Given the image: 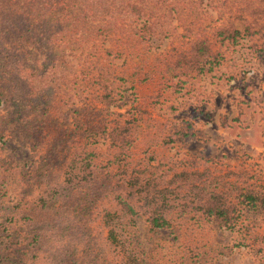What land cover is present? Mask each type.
<instances>
[{"label": "rangeland", "instance_id": "374dc122", "mask_svg": "<svg viewBox=\"0 0 264 264\" xmlns=\"http://www.w3.org/2000/svg\"><path fill=\"white\" fill-rule=\"evenodd\" d=\"M128 1L80 0L76 8L84 10L76 9L70 20L87 30L84 37L78 40L77 32L50 50L55 74H35V84L42 81L51 94L47 104L53 110L45 120L44 107L36 113L25 101L24 116L41 117L45 130L50 125L57 137L43 147L42 141L27 142L20 131V137L0 144V169L11 179L0 201L1 250L18 262L12 242L19 240L26 249L31 236L15 203L48 198L66 180L71 156L93 152L92 182L76 190L73 202L44 213L38 228L44 227L49 245L35 257L29 252L23 262L63 264L73 258L82 264H123L103 220L119 209L115 192H132L133 176L156 187L185 170L206 172V184L237 204V223L219 228L181 207L169 227L153 229L139 213L126 228L134 249L153 264H264V213L241 203L249 191L264 193V164L252 149L264 145L258 138L264 137V0H143L144 19L127 8ZM98 28L103 31L92 40ZM219 29L240 34L236 41L221 42ZM197 38L206 39L213 54L202 70L192 65L190 53ZM22 72L27 78L22 86H29L30 69ZM211 85L219 91L233 88V103L223 102L226 96L220 98L219 91L210 97ZM104 92L111 94L110 108L98 99ZM125 120L131 146L123 154L114 151L103 130ZM209 123L230 132L217 133L221 140L213 146L206 137ZM47 151L51 158L41 165ZM25 171L31 176L25 178ZM178 198L185 202L187 192Z\"/></svg>", "mask_w": 264, "mask_h": 264}, {"label": "trees", "instance_id": "16d2710c", "mask_svg": "<svg viewBox=\"0 0 264 264\" xmlns=\"http://www.w3.org/2000/svg\"><path fill=\"white\" fill-rule=\"evenodd\" d=\"M138 1L130 0L125 5L133 14H137L139 19H144L143 0ZM79 3L80 0H0V144H6L11 137H20V131L25 133L27 142L30 140L32 142V139H35V142L42 141L43 147L51 142L50 138L57 137L50 125L48 130H45L46 124L39 115L40 121H32L24 116V109L27 107L24 103L27 101L29 106L32 105V111L36 113L44 107L42 117L45 120L50 118L49 114L53 109L50 110L52 105H48L47 102L51 94L45 92L46 87L42 81L39 85L35 84V74H55V68H52V61L54 63L55 60H51L52 55L49 54L53 50L51 52L50 50L59 46L62 40L75 37L77 32L78 40L84 37V32L87 30L78 28L79 22L70 20L76 9L77 12L84 10L81 7L76 8ZM102 31V28L93 30L91 39L100 35ZM238 34H240L238 30L219 29L217 36H220L221 42L225 39L236 41ZM190 53L194 61L192 65L197 66L198 69L210 62L213 56L208 41L203 38H197L192 42ZM42 56L44 61L40 63ZM46 65L47 68L43 70ZM26 67L30 69L28 78L30 85L22 86L27 80L23 78L22 72ZM25 89L28 91L27 95L24 94ZM48 91L51 89L48 88ZM98 99L108 108L112 105L109 92L98 95ZM129 122L128 120L118 122L115 126L103 130L104 138L109 139L117 153H128L127 150L131 146L128 137ZM45 153L48 154L42 157L41 165L51 158L48 151ZM95 155L93 152L83 155L75 152L65 169L66 180L61 189L55 190L48 198L40 195L38 199L30 202L15 203L17 208H21L18 213L29 226L31 236L26 249L19 240H13L12 244L20 256L18 262L7 258L0 247V264H27L23 260L29 252H33L35 257V253H40L44 243L49 245V240L45 238L44 227L38 228L41 217L55 207L73 202L76 190L80 189L88 179L92 182L91 178L97 174L93 161ZM38 171L41 172V169L38 168ZM205 175V171L184 170L172 174L166 185L156 187H152L154 185L148 180L142 182L138 176H133V181L129 185L132 186V192L128 194L119 190L115 192L114 201L119 209L108 211L103 220L108 229L107 238L122 254L123 264H153L134 249L127 236V226L135 223V217L139 213L145 215L147 223L153 229L169 227L181 207H185L182 211L198 213L219 228H230L237 223V204L230 202L224 192H219L206 184L203 180ZM23 176L28 178L31 174L25 171ZM10 180L8 173L0 169V201L8 193ZM183 191L187 192L185 202H181L178 198ZM132 198H137L138 201L133 203ZM244 201L252 207H260L264 213V193L249 191L243 196L241 203ZM80 206L82 207V204ZM61 261L63 264H82L80 260L73 258ZM29 264H35V260Z\"/></svg>", "mask_w": 264, "mask_h": 264}, {"label": "crops", "instance_id": "0c3cea01", "mask_svg": "<svg viewBox=\"0 0 264 264\" xmlns=\"http://www.w3.org/2000/svg\"><path fill=\"white\" fill-rule=\"evenodd\" d=\"M219 91L217 88H215L214 86H210V87H207V91L206 93L208 95H210V97L213 95V96H216V92ZM233 88H224V90H221L219 91V97L221 98L222 96H226L225 99L223 100V102H226V104L228 105L229 103H233ZM202 97L204 96H200L199 99L201 101ZM205 98V97H204ZM213 99H210L208 100V104L211 105V102H214ZM212 108V106H211ZM222 112H226V110H221ZM201 120V119H200ZM217 123H209V126L210 128H208V135L206 136L207 138L210 139V143L209 145L210 146H213V143H217L221 140V138L218 136L219 134L217 133H221V134H224V135H228L230 132H229V129L228 128H224V129H218V127L216 126ZM187 137H190V135ZM251 139V136L249 137ZM259 139H262V141H264V137H261L260 135L258 136ZM185 140V139H184ZM208 145V143L206 144ZM187 147L189 145H186ZM189 149H190V146H189ZM252 149H255L254 152L255 154H253L254 156H256L257 154H260L261 155V161L259 162H263L264 164V145L262 142H260V144L256 143L255 145L252 146ZM195 151V150H193ZM201 152H198V154H200ZM205 152H203L202 155H204ZM199 157V156H198ZM200 159V157H199Z\"/></svg>", "mask_w": 264, "mask_h": 264}]
</instances>
